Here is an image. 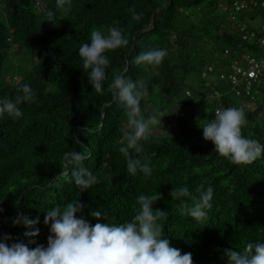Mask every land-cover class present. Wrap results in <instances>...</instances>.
Instances as JSON below:
<instances>
[{
	"label": "trees",
	"instance_id": "16d2710c",
	"mask_svg": "<svg viewBox=\"0 0 264 264\" xmlns=\"http://www.w3.org/2000/svg\"><path fill=\"white\" fill-rule=\"evenodd\" d=\"M227 5V0H71L68 7L57 0H0V96L14 98L20 85L30 83L37 97L20 105L19 118L0 117V234H10L8 243L46 244L48 207L79 200L84 207L78 215L92 223L90 210L98 207L109 222H123L139 208L136 195L157 192L153 207L168 212L164 234L182 253L192 254L193 264H224L223 249L264 239V155L233 164L216 153L198 125L216 109L242 106L243 134L264 143V84L251 98L236 95L229 82L217 78L235 61L263 52L258 43L243 40L237 26L254 28L250 23L263 20L264 9L238 13L234 22ZM130 9L141 13L138 20ZM114 23L128 43L106 52L104 91L97 92L81 68L78 48L92 28ZM150 47L167 48L162 62L136 64V55ZM10 57L24 66L11 82L3 78ZM207 65L216 74L203 79ZM119 71L144 91L142 114L166 113L141 140L142 151L130 150L133 158L149 163L150 174L138 169L133 176L119 151L126 116L107 89ZM191 75L201 79L197 88L188 83ZM72 151L84 155L83 165L97 177L82 192L72 179L67 156ZM185 184L192 193L186 204L213 187L212 207L202 222L182 213L180 201L170 196L172 188ZM18 211L37 222L13 225ZM32 228L39 232L26 235Z\"/></svg>",
	"mask_w": 264,
	"mask_h": 264
},
{
	"label": "clouds",
	"instance_id": "9594fccd",
	"mask_svg": "<svg viewBox=\"0 0 264 264\" xmlns=\"http://www.w3.org/2000/svg\"><path fill=\"white\" fill-rule=\"evenodd\" d=\"M61 6L70 7L71 0H57ZM133 19L138 20L141 13L130 9ZM51 20L52 13L48 14ZM128 43L122 28L115 23L106 29L94 27L90 30L89 39L81 42L78 54L81 58L83 71L87 70L88 82L97 92L104 91L103 81L106 69L110 64L106 52ZM167 48L150 47L135 57L138 65H159L167 55ZM115 99L121 104L126 116L127 127L123 132L125 143L119 151L127 157V171L133 176L138 169L150 174L149 163L133 158L130 150L142 151L141 140L149 137L153 125L159 123L165 114L158 111L145 116L142 114L141 100L144 91L137 82L123 71L116 72L107 85ZM37 99L30 83L19 86L14 98L0 96V117L5 115L13 119L22 116V103ZM211 99V97H209ZM168 113V112H167ZM246 114L242 106H227L216 109L212 119L202 125V136L210 140L216 153L227 158L233 164L245 165L257 157L264 155V143L243 134L242 127L246 123ZM73 165L72 179L82 191L89 189L97 182V177L85 167L84 155L78 151L67 154ZM214 190L212 185L200 190L186 204L184 198L192 197L188 186L172 188L170 196L180 201V211L202 222L208 217L212 207ZM159 193L136 195L135 201L139 208L135 214L123 222H109L98 208L90 210L96 218L95 223L83 215H78L84 205L69 201L63 206L54 205L44 210V224L48 226L47 243L12 242L9 233L0 234V264H193L192 254L183 252L170 243L164 234L162 221L168 212L154 208L153 203ZM2 211V209H0ZM37 221L17 212L12 218L13 225L31 226ZM39 228H32L26 235L35 236ZM224 264H264V239L248 240L242 249L225 248L222 251Z\"/></svg>",
	"mask_w": 264,
	"mask_h": 264
},
{
	"label": "built area",
	"instance_id": "2783aa9c",
	"mask_svg": "<svg viewBox=\"0 0 264 264\" xmlns=\"http://www.w3.org/2000/svg\"><path fill=\"white\" fill-rule=\"evenodd\" d=\"M232 21H237L238 13L254 12L255 10L264 9V0H227ZM237 29L243 34V40H251L258 43L263 52L259 55H247L240 62L235 61L232 67L222 70L217 74L221 81L229 82V90L236 95L250 96L253 98V90L257 85L264 84V19L254 28L246 25H239ZM228 51L226 50V53ZM216 74V68L213 65L205 66L201 71V77L208 79ZM189 94V91L186 92ZM214 97L220 98L219 91L214 92Z\"/></svg>",
	"mask_w": 264,
	"mask_h": 264
},
{
	"label": "rangeland",
	"instance_id": "374dc122",
	"mask_svg": "<svg viewBox=\"0 0 264 264\" xmlns=\"http://www.w3.org/2000/svg\"><path fill=\"white\" fill-rule=\"evenodd\" d=\"M246 22V21H244ZM252 26L257 27L259 23L255 24V22L250 23ZM20 60L14 59V58H8L4 68H3V78L7 79V81L11 82V79L14 76H18L21 74L22 68L24 69V66L20 64ZM25 68H27L25 66ZM18 77H16L17 79ZM188 83L191 85L193 88H197L200 83L201 79L197 75H191L188 78Z\"/></svg>",
	"mask_w": 264,
	"mask_h": 264
},
{
	"label": "crops",
	"instance_id": "0c3cea01",
	"mask_svg": "<svg viewBox=\"0 0 264 264\" xmlns=\"http://www.w3.org/2000/svg\"><path fill=\"white\" fill-rule=\"evenodd\" d=\"M257 23H260V20H259V19H257V20L255 21V24H257Z\"/></svg>",
	"mask_w": 264,
	"mask_h": 264
}]
</instances>
